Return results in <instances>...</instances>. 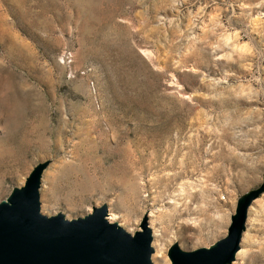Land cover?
Instances as JSON below:
<instances>
[{
	"label": "rangeland",
	"instance_id": "374dc122",
	"mask_svg": "<svg viewBox=\"0 0 264 264\" xmlns=\"http://www.w3.org/2000/svg\"><path fill=\"white\" fill-rule=\"evenodd\" d=\"M34 172L41 213L146 225L153 264L238 217L227 264H264V0H0V203Z\"/></svg>",
	"mask_w": 264,
	"mask_h": 264
},
{
	"label": "water",
	"instance_id": "95a60500",
	"mask_svg": "<svg viewBox=\"0 0 264 264\" xmlns=\"http://www.w3.org/2000/svg\"><path fill=\"white\" fill-rule=\"evenodd\" d=\"M0 203V264H153L149 228L134 235L104 217L96 207L86 217L67 219L39 211L38 176ZM240 217L212 247L191 252L176 248L174 264H224L239 243Z\"/></svg>",
	"mask_w": 264,
	"mask_h": 264
},
{
	"label": "bare ground",
	"instance_id": "6f19581e",
	"mask_svg": "<svg viewBox=\"0 0 264 264\" xmlns=\"http://www.w3.org/2000/svg\"><path fill=\"white\" fill-rule=\"evenodd\" d=\"M6 202L8 201L9 202V200H5ZM100 208H105L104 206H101ZM105 216V215H104ZM110 216V218L109 219H112V217H116V215H109ZM241 229H242V224H240V226H239V231L241 232ZM154 235H157L155 232H154ZM149 236H150V232H149ZM150 240H151V238H150ZM157 240H161V234L159 235V237H157ZM239 245H240V242L238 243V246L236 247V249L233 251V253H232V256H231V258L227 261V262H225L224 264H227V263H229V262H231L233 259H234V257L236 256V254H237V256H242V254H243V250H241L240 249V247H239ZM175 249H176V247L175 248H173V250L175 251ZM159 251L160 250H157V251H155V253H154V255L153 256H160V254H159ZM153 251H151V253H152Z\"/></svg>",
	"mask_w": 264,
	"mask_h": 264
}]
</instances>
